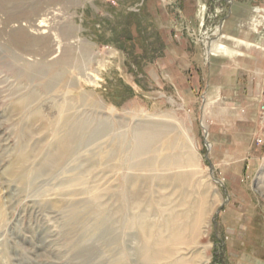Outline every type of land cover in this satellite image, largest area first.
Returning a JSON list of instances; mask_svg holds the SVG:
<instances>
[{"label":"rangeland","instance_id":"1","mask_svg":"<svg viewBox=\"0 0 264 264\" xmlns=\"http://www.w3.org/2000/svg\"><path fill=\"white\" fill-rule=\"evenodd\" d=\"M0 10V264H148L142 230L168 235L170 216L200 217L197 234L165 245L173 264H264V0ZM45 13L57 48L33 41ZM149 126L162 130L135 154ZM70 129L71 150L43 167Z\"/></svg>","mask_w":264,"mask_h":264},{"label":"bare ground","instance_id":"2","mask_svg":"<svg viewBox=\"0 0 264 264\" xmlns=\"http://www.w3.org/2000/svg\"><path fill=\"white\" fill-rule=\"evenodd\" d=\"M2 2V1H1ZM4 8V7H3ZM44 10V9H42ZM2 11V10H0ZM37 12V11H36ZM52 12V11H51ZM36 15V14H35ZM47 13L45 14H42L41 16L39 15L38 19H37V22L36 20H34L35 24L34 26L32 27V34L36 35L34 36L35 38H33V41H45L47 40L48 43H50L52 47H56L57 48V41L55 42L50 34H48V31L49 30H46L45 27H47ZM5 20V19H4ZM3 20V22H4ZM2 21V20H1ZM10 22V21H9ZM31 23V22H30ZM28 24V23H27ZM32 24V23H31ZM49 24V23H48ZM7 25V24H6ZM10 25V24H9ZM18 25V24H17ZM16 25V26H17ZM22 26H24L23 24H21ZM20 25V26H21ZM19 26V27H20ZM28 26V25H27ZM49 26V25H48ZM26 27V26H25ZM14 29V28H12ZM11 29V30H12ZM27 29V28H26ZM9 30V31H11ZM4 32V31H3ZM25 31L22 30L21 28L20 29H16V31L14 32L15 36H18L20 37V39L22 38V35H25ZM31 33V32H30ZM47 33L46 35H43ZM7 34V33H6ZM9 34V33H8ZM28 34V33H27ZM12 35V34H11ZM30 36V35H29ZM1 37V36H0ZM4 36H2L3 38ZM10 37V36H9ZM25 37V36H23ZM15 38V37H13ZM17 39V38H15ZM23 39V38H22ZM4 40V39H3ZM17 41V40H16ZM25 41V40H24ZM15 42V41H14ZM20 42V40H19ZM22 42V41H21ZM30 42H31V39H30ZM60 42V41H59ZM12 43V42H11ZM23 43V42H22ZM25 43V42H24ZM23 43V44H24ZM27 43V42H26ZM41 43V42H40ZM14 44V43H12ZM11 44V45H12ZM30 44V43H29ZM32 44V43H31ZM20 46V44H18ZM29 46V45H28ZM39 46V45H37ZM49 46V45H48ZM60 46V45H59ZM21 47V46H20ZM24 47V46H23ZM43 47V46H42ZM41 47V48H42ZM45 48V47H44ZM22 49V48H21ZM6 50V48H5ZM35 50V49H34ZM40 50V49H39ZM10 51V50H9ZM8 51V52H9ZM23 51V50H22ZM24 51H26L24 49ZM31 51V50H30ZM33 51V50H32ZM52 51V50H51ZM50 51V52H51ZM54 51H56L54 49ZM11 52V51H10ZM48 52V51H47ZM53 52V51H52ZM33 53V52H32ZM31 53V54H32ZM54 53V52H53ZM68 53V52H67ZM15 54V53H14ZM43 54V53H42ZM46 54V53H45ZM50 53H48L49 55ZM12 55V53H11ZM37 55V54H36ZM61 55V54H60ZM25 56V55H24ZM31 56V55H30ZM29 56V57H30ZM35 56V55H34ZM47 56V55H46ZM50 56V55H49ZM55 56H56V53H55ZM12 57H14L12 55ZM17 57V56H16ZM15 57V58H16ZM44 57V56H42ZM52 57H54V55H52ZM68 55H64V57H62L61 59L58 58L56 60L53 61L52 64H55V63H59L60 64V61L62 63V65L65 66V64H67V62H69V58H67ZM19 57H17L16 59H18ZM27 58V57H26ZM31 58V57H30ZM33 60H34V57H32ZM47 58V57H46ZM65 58L67 60H65ZM24 59V58H23ZM21 60V59H20ZM28 60H31V59H28ZM37 60H42V59H37ZM44 60V59H43ZM51 60V59H50ZM24 61V60H23ZM45 61V60H44ZM67 61V62H66ZM20 62V61H19ZM22 62V61H21ZM29 62V61H28ZM37 62V61H35ZM47 62V61H46ZM45 62V63H46ZM71 62V61H70ZM51 65V64H50ZM49 65V66H50ZM60 64V66H62ZM57 66H59L57 64ZM66 68V67H65ZM69 68V67H68ZM51 70V69H50ZM57 70V69H56ZM62 70V69H61ZM29 71V70H28ZM58 72V70H57ZM58 74V73H57ZM60 74V73H59ZM34 78V77H33ZM1 84V83H0ZM42 87V86H41ZM51 87V86H50ZM48 87V88H50ZM57 88V87H56ZM51 90V88H50ZM50 92V91H49ZM33 94V93H32ZM26 105V104H25ZM67 109V108H66ZM70 109V108H69ZM65 110V109H64ZM66 111V110H65ZM64 111V112H65ZM69 111V110H68ZM61 113V112H60ZM65 114V113H64ZM68 115V114H67ZM68 117V116H67ZM70 117V116H69ZM66 118V117H65ZM59 119V118H58ZM55 123V122H54ZM57 124V123H56ZM68 124V123H67ZM70 126V125H69ZM57 127V126H56ZM147 128V127H146ZM56 130V128H55ZM142 130V129H141ZM159 130H162L160 128H152L149 126V128H147L145 131H141L139 133L136 134L135 136V146H134V149H133V152L135 154H141L145 151H150V149H152L153 147V144L155 143V141L157 140V137H158V133H159ZM164 130V129H163ZM166 131V129L164 130ZM75 135V130L73 129H70V130H66L65 134H63V137L61 140H59V150L57 149L56 151L54 152H51L50 154H47L43 160H42V166H46L48 168H51L53 167V165H55L57 163V161L62 157L64 156L65 154L68 153L71 147V143H73V140H74V135ZM168 135V134H167ZM168 138V137H167ZM185 139V138H183ZM164 141V140H163ZM166 141V140H165ZM185 143V142H184ZM156 145V144H155ZM178 145V143H177ZM169 146V145H168ZM173 146V145H172ZM170 147V146H169ZM179 147V145H178ZM50 152V151H49ZM70 153V152H69ZM159 157V156H158ZM175 158V157H174ZM173 159H169V158H166V161H165V164H170L173 160ZM25 159V154H22L20 156V161H23ZM158 159V158H157ZM153 160V159H152ZM176 160V159H175ZM27 161V160H26ZM177 162V160H176ZM25 163V162H24ZM146 164L148 162H145ZM149 163H153L152 162H149ZM155 163V162H154ZM158 163V162H157ZM144 164V163H143ZM145 164V165H146ZM164 164V165H165ZM150 165V164H149ZM160 165V163H159ZM176 165V163L174 164ZM181 165V164H180ZM151 166V165H150ZM172 166V165H171ZM170 166V168H171ZM184 166V165H183ZM147 167V166H146ZM157 169V168H156ZM169 170V169H168ZM94 199L97 198L96 196L93 197ZM99 209V208H98ZM181 218V217H180ZM141 221V220H140ZM181 221V220H180ZM199 221H200V217H196L193 221H191L190 223H188L186 226L182 225L181 224H178V221H177V218L175 216H170L166 222V226H164V231L166 230V232L168 233V235H165L158 231V232H154V233H149L148 229H143L142 230V246L140 248V255L141 257L148 263V264H156L157 262H160V260H167V264H173V261H170L172 258V251L167 247L165 246L166 244H172V243H175L177 241H182V239L185 237V234L189 231V230H192L194 231L193 233H198V229H199ZM97 228V227H96ZM162 234V235H161ZM101 236V235H100ZM181 245V244H180ZM83 251H86L88 253H91V252H94V248L92 247H86ZM87 256L85 255V258ZM121 259V258H120ZM119 259V260H120ZM116 260V259H115ZM118 260V261H119ZM102 261V260H101ZM87 262V261H86ZM92 264V263H91Z\"/></svg>","mask_w":264,"mask_h":264},{"label":"built area","instance_id":"3","mask_svg":"<svg viewBox=\"0 0 264 264\" xmlns=\"http://www.w3.org/2000/svg\"><path fill=\"white\" fill-rule=\"evenodd\" d=\"M264 77V74H263ZM264 80V78H263ZM258 120L260 124V129L262 132L261 137L257 138V143L258 144H263L264 143V82H263V87L260 91L259 94V100H258Z\"/></svg>","mask_w":264,"mask_h":264}]
</instances>
